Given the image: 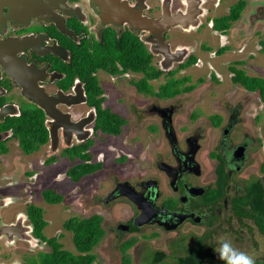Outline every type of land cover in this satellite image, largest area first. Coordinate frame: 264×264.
Instances as JSON below:
<instances>
[{
    "label": "flooded vegetation",
    "instance_id": "flooded-vegetation-1",
    "mask_svg": "<svg viewBox=\"0 0 264 264\" xmlns=\"http://www.w3.org/2000/svg\"><path fill=\"white\" fill-rule=\"evenodd\" d=\"M207 69L208 80L198 76ZM163 88L179 92L161 96ZM262 89L264 0H0V264H85L71 225L87 210L71 208L77 193L60 211L61 183L79 186L123 148L148 153L136 173L94 196L97 206L124 208L113 227L95 214L106 232L97 247L117 239L122 260L140 264L152 230L149 239L175 233L181 255L208 236L213 264H227L224 244L249 255L237 250L247 236L264 237L248 198L251 186L264 190ZM116 119L122 132H105L103 121ZM98 151L103 160L93 162ZM122 156L115 163L129 162ZM87 165L101 167L74 180ZM250 242L254 264H264Z\"/></svg>",
    "mask_w": 264,
    "mask_h": 264
},
{
    "label": "rangeland",
    "instance_id": "rangeland-1",
    "mask_svg": "<svg viewBox=\"0 0 264 264\" xmlns=\"http://www.w3.org/2000/svg\"><path fill=\"white\" fill-rule=\"evenodd\" d=\"M209 64H210V59L207 58L205 61V66L208 67ZM198 76H202L203 78L208 80L209 79L208 78L209 77V70L207 69V72L199 74ZM192 77H193L192 81L195 82L196 81V73L192 74ZM149 123H152L151 119L147 120V121H143L141 123H138L132 127H126L124 135L120 138V140L117 139V141L115 143L117 144L120 142L121 145L119 144V147L120 146L123 147L125 142L126 141L128 142V140L130 139L127 137L131 131L134 132V134H135V132L143 131L146 129V126ZM115 150H114V152L110 151V152L104 154V158H105L104 170L102 172H98L94 175L89 176L87 179H85L83 182H81L79 184V186L74 185V186H70V188H68V185L65 184L66 179H65V181L63 180L62 183L59 180V182L61 183V189H62L61 192L63 193V195L65 197H67V201L60 205V208L63 209L60 211H64L65 209L70 208V206H69L70 202L68 201V199L71 198L72 194L79 193V194H82V197H79L77 199L78 201H75V203H73L74 205L71 206L72 209L75 208L78 211L83 210V209L87 210L85 212V215H87L88 218L91 217L92 215L100 213V214L104 215L106 221L108 222L109 227H113L118 221H120L121 216H122V212L124 210L123 207L120 206V207H116L113 209L112 207L97 206L96 205L97 202L94 199V196L95 195H98V196L106 195V193H108V191L113 188V184L115 183V181L118 178L123 179V178L129 176L130 173L134 174V173H136V171L138 169H141L140 166L143 167L142 164L144 161V156L148 152L143 151L142 153H137V152H135L134 149L130 150V149H124L123 148V150L125 152H127V154L125 155L122 153L121 150H120V152H118L117 149H115ZM152 150H153V152H159L160 151L156 147V144H154ZM105 152H107V150ZM158 154H160V153H157V154L153 153L152 157H154V156L157 157V156H159ZM120 156L126 157L129 162L122 164V165H118L119 162L117 160L115 163V159L119 158ZM100 160H103V157L100 154V151H98L97 153H94L93 162H98ZM47 188H51V186L44 184L43 181H40V189L43 190V189H47ZM53 208H54V210L60 209L58 207V205L53 206ZM61 220L62 219H56V223L59 224ZM196 231L198 234H202L204 232V230L202 228L196 229ZM151 232H152V230H146L145 232H143V234L145 235L144 240H143L144 245L142 248L143 249V253H142L143 261L140 262V264H149V262H147V263L145 262V259L148 257V255L150 254L151 251H155L157 249H159L160 251H163L164 253L167 254V256H169L166 259V262H167L166 264H176L174 257L178 254H181L179 252V250L174 246L175 241H177V237L176 238H173V237H175L176 234L175 233H172L169 235L160 234V236H161L160 238L149 239L146 236H150ZM186 233H187V229H185V231H183V234H186ZM110 240H111V242H109L106 239L105 242H102V244L96 248L95 251L98 255L99 260L104 264H123L122 255H120V253H118V249H117L119 241L117 239L114 240L113 238H110ZM246 240L247 241L242 246V250L241 249H237V250L245 251L246 253L249 254L248 256L253 259L254 257L252 254H254V252H256V251H253V249H252L253 244L250 241L251 240L252 241H258L259 249H258V253H257L256 257L262 258L264 256V237L261 236L260 234L256 233L255 235H253V234L248 235ZM226 241L228 243H232L230 239H228ZM230 245H232V244H230ZM176 251H178V253ZM145 255H147V257ZM133 264H135V263H133Z\"/></svg>",
    "mask_w": 264,
    "mask_h": 264
},
{
    "label": "trees",
    "instance_id": "trees-1",
    "mask_svg": "<svg viewBox=\"0 0 264 264\" xmlns=\"http://www.w3.org/2000/svg\"><path fill=\"white\" fill-rule=\"evenodd\" d=\"M134 69L137 71L141 70L139 65H136ZM156 75L159 76V74L153 73V77H156ZM247 86L250 90H253L256 88L255 86H257V84H248ZM178 92V90L174 91L173 89L168 90L166 88H163L161 96L171 97L177 94ZM262 93L264 98V89H262ZM122 124H124V121L122 120H105L103 121V130L110 134L119 135L122 132ZM30 128L32 129V126ZM29 137L32 138L31 134ZM23 147L27 152H31L35 148L32 144L26 142L25 140H23ZM87 159H91V157L87 156ZM100 167L101 165H87V167L84 166L83 171H78L77 173L74 172L71 175L74 180L77 181L80 180V178L85 174H90L97 171L98 169H100ZM248 190V198L254 204V211L256 213L253 218L257 222L261 233L264 235V190L262 189V185L259 183L251 186ZM59 201L60 199H57L55 202ZM102 221V217H100L99 215H94L86 220H77L72 222L71 230L74 232L75 246L78 251L87 253V259L85 260V264H99L96 262L97 255L94 254V250L106 234L105 229L102 226ZM208 238V236H205L203 238L198 239L196 241V246H191L185 249L184 253H182V255L180 254L181 256L176 255L174 257L175 263L213 264V255L207 243ZM133 244L134 242L127 243L125 247H123V252L125 253L126 250L129 249ZM124 256L125 257L123 260V264H132L130 259H128L126 255ZM168 257L169 256H167L163 252H157L152 256L151 264H166V259Z\"/></svg>",
    "mask_w": 264,
    "mask_h": 264
},
{
    "label": "clouds",
    "instance_id": "clouds-1",
    "mask_svg": "<svg viewBox=\"0 0 264 264\" xmlns=\"http://www.w3.org/2000/svg\"><path fill=\"white\" fill-rule=\"evenodd\" d=\"M221 255L227 257V264H254L253 259L247 254L237 253L228 244L222 246Z\"/></svg>",
    "mask_w": 264,
    "mask_h": 264
},
{
    "label": "water",
    "instance_id": "water-1",
    "mask_svg": "<svg viewBox=\"0 0 264 264\" xmlns=\"http://www.w3.org/2000/svg\"><path fill=\"white\" fill-rule=\"evenodd\" d=\"M47 110V109H46ZM118 190V189H117ZM116 193V192H115ZM114 194V193H113ZM127 197L133 199V197L131 195H126ZM134 200V199H133Z\"/></svg>",
    "mask_w": 264,
    "mask_h": 264
}]
</instances>
